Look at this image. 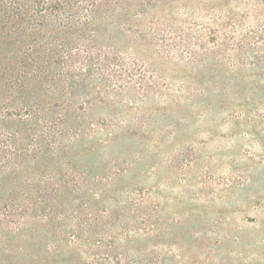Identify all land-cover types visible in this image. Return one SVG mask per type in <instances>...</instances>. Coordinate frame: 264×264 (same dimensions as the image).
<instances>
[{
  "label": "rangeland",
  "instance_id": "374dc122",
  "mask_svg": "<svg viewBox=\"0 0 264 264\" xmlns=\"http://www.w3.org/2000/svg\"><path fill=\"white\" fill-rule=\"evenodd\" d=\"M112 10L23 35L79 49L26 97L71 131L0 170V264H264V0Z\"/></svg>",
  "mask_w": 264,
  "mask_h": 264
},
{
  "label": "trees",
  "instance_id": "16d2710c",
  "mask_svg": "<svg viewBox=\"0 0 264 264\" xmlns=\"http://www.w3.org/2000/svg\"><path fill=\"white\" fill-rule=\"evenodd\" d=\"M126 1L0 0V170L13 165L21 167L46 146L55 145L59 134L71 131L69 107L33 106L26 103V97L33 76L60 69L61 61L73 57L72 53L79 49L62 41L57 43L58 40L44 46L42 41L23 35L34 31H69L106 22L111 7L112 11H122ZM53 43L61 49L55 52ZM43 52L45 56L41 57ZM72 130L80 134L82 128L76 126Z\"/></svg>",
  "mask_w": 264,
  "mask_h": 264
}]
</instances>
